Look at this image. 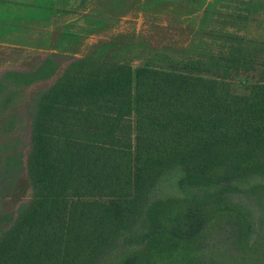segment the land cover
Returning <instances> with one entry per match:
<instances>
[{
    "label": "trees",
    "instance_id": "obj_1",
    "mask_svg": "<svg viewBox=\"0 0 264 264\" xmlns=\"http://www.w3.org/2000/svg\"><path fill=\"white\" fill-rule=\"evenodd\" d=\"M93 1L103 9L79 16L82 34L105 31L140 4L175 17L195 12L184 0ZM231 1L197 13L179 69L135 64L166 51L119 32L33 95L29 87L50 79L83 35L50 33L42 58L32 41L0 40V205L15 206H0V264H264V72L244 94L230 86L264 67V14ZM85 4L0 0L4 11L42 14H0V29L45 27ZM16 58L30 67L1 69ZM172 172L176 191L154 195Z\"/></svg>",
    "mask_w": 264,
    "mask_h": 264
},
{
    "label": "rangeland",
    "instance_id": "obj_2",
    "mask_svg": "<svg viewBox=\"0 0 264 264\" xmlns=\"http://www.w3.org/2000/svg\"><path fill=\"white\" fill-rule=\"evenodd\" d=\"M71 1L72 3H77L79 0H69V3ZM155 1L156 0H154V2ZM221 1L225 2L226 0H184L183 5L188 3V10H195V12L181 17H175V15L173 16L168 12L143 11L141 9L143 6L140 4L139 7L136 6L135 8H130L119 18L112 20L110 27L105 31L93 34H82L84 32V22L79 18V16L90 9H103L102 5L100 3L97 4L96 1L85 0L86 4L82 10H79L77 13H74L71 10L64 11L53 17L52 23L48 24L47 26L45 25V27L36 26L34 24L29 27H24L22 30L13 28H6L4 30L0 29V40H7L9 42H26L27 40L32 41L35 43V46H37V51L32 52V56L42 58L52 51L51 47L49 46V42L52 39L50 33L56 36L58 33L55 31L65 28L66 31H73L83 35L79 50L72 54L62 55L60 59V66L53 76L50 77V79L38 81L29 87L28 92L30 95H33L40 89L51 84L62 72L64 67L75 57L80 56L89 45L99 40L108 39L119 32H125L132 35L133 39H135L134 41L142 44L143 47H146L147 44H149L151 47L162 48L166 51L157 52L154 54L149 53V55H147V57L145 56L143 59H141V61L133 60L135 64L142 63L152 68H158L161 70H170L172 68L179 69L181 67V62L179 61V50H181V48L187 47L193 40V27L198 22L197 13L202 12V10L211 2H217L218 5H221ZM231 2H236L237 5H240L242 13H247L245 11L246 9L252 10L253 6L257 7V9H260V12L264 14V0H232ZM63 6L64 2H62V7ZM0 14L3 15L2 17H10L15 14L22 16L35 15L42 17L41 13H36L33 10H27L19 6H11L5 11L4 9H0ZM262 58L264 59V56H262ZM25 60L26 61L24 63V60L22 61V59H10L1 69H26L30 67V64L28 63L30 60ZM262 72H264V67L259 66L255 71L241 73L239 76L234 77L230 81L231 89L233 92L238 94L246 93L250 83L256 80L258 75H260ZM22 109L24 112H26L25 114L30 117L31 106L24 103ZM27 127L28 126L23 129V136L21 139L23 167L25 164V157L29 149V127ZM23 175H25L24 171ZM176 176L177 175L174 172L165 174L160 180L159 184L155 187L153 194L163 196L175 192ZM0 206L2 207V212H13L15 209L13 203L8 202L7 200H5V202Z\"/></svg>",
    "mask_w": 264,
    "mask_h": 264
}]
</instances>
